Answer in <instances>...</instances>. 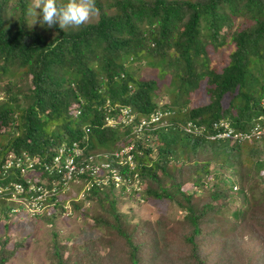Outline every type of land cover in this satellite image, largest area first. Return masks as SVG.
I'll list each match as a JSON object with an SVG mask.
<instances>
[{
  "label": "trees",
  "instance_id": "1",
  "mask_svg": "<svg viewBox=\"0 0 264 264\" xmlns=\"http://www.w3.org/2000/svg\"><path fill=\"white\" fill-rule=\"evenodd\" d=\"M31 1L0 0V141L6 136L0 156L10 150L41 154L62 137L80 140L83 125L90 148L112 147L119 139L132 143L134 171L145 184V199H167L184 211L185 232L175 264H211L214 259L203 250L222 223L206 235L201 227L213 213H222L227 193L217 187L197 199L180 185L191 178L197 185L212 174L216 178L210 171L215 166L229 168L238 182H259L264 157L256 156L264 154V141H209L186 134L182 126L230 116L237 127H245L242 120L258 112L257 101L264 97V0H96L99 15L93 22L64 30L30 15ZM142 65L154 74L135 73ZM163 95L168 101L158 100ZM109 105L128 107L138 116L166 109L173 112L172 123L147 138H126L133 122L103 126ZM241 161L250 165L240 173ZM238 192L249 204L242 203L236 217L251 214L264 198L256 199L250 187L240 186ZM87 198L108 199L107 208L115 212L119 197L93 189ZM56 206L58 213L61 207ZM89 209L83 215H90ZM92 220L102 225L99 216ZM104 226L120 243L101 254L85 248V264H161L155 234L140 246L116 215ZM51 254V264L68 263L57 246ZM11 256L0 258V264Z\"/></svg>",
  "mask_w": 264,
  "mask_h": 264
},
{
  "label": "clouds",
  "instance_id": "2",
  "mask_svg": "<svg viewBox=\"0 0 264 264\" xmlns=\"http://www.w3.org/2000/svg\"><path fill=\"white\" fill-rule=\"evenodd\" d=\"M29 14L42 16L41 22L49 27L58 23L64 30L68 27L79 28L88 23L99 15V9L96 0H35V6L29 9ZM257 110L251 119L242 120L245 127H237L229 116L213 120L208 125L186 121L182 128L192 137H203L209 141L226 140L230 144L264 141V97L258 99ZM104 111L103 126L114 128L118 124L130 125L133 122L124 134V137L130 139H137L142 135L147 138L151 131L171 125L173 116V112L159 108L144 116H138L128 107L116 105H109ZM73 115H78V110ZM82 131L80 140L62 137L59 141L56 140L54 147L42 150L41 154H29L26 151L16 153L10 150L0 156V225L5 227L6 235L13 234V226L23 220L51 219L57 212L56 204L61 207L62 215H69L72 210L83 215L91 201L87 195L93 189L107 190L120 199H132L139 204L148 203L150 198L144 197L145 184L134 171L130 152L132 143L122 144L119 139L112 147L90 148L86 135L88 127L83 125ZM49 142H52L51 138ZM55 157L58 158L57 164L53 162ZM64 161H69L74 166L69 178L64 177L65 170L61 167ZM246 165L241 161L238 166L240 173L245 170ZM227 169L228 176L219 173ZM210 171H213L217 179H213L212 174L211 178L202 179L197 185L191 178L184 181L180 188L184 190L188 185L190 189L185 188L184 191L197 199L207 194L208 190L215 191L217 187L226 191L227 196L240 195L239 187L246 182L243 178L238 182L229 168L216 167ZM260 174H264L263 168ZM249 187L252 189L250 185L246 188ZM72 203L79 204V208H73ZM5 243V239L1 240L0 258L13 254L11 249L5 248Z\"/></svg>",
  "mask_w": 264,
  "mask_h": 264
},
{
  "label": "rangeland",
  "instance_id": "3",
  "mask_svg": "<svg viewBox=\"0 0 264 264\" xmlns=\"http://www.w3.org/2000/svg\"><path fill=\"white\" fill-rule=\"evenodd\" d=\"M30 2H32L30 0ZM97 16L90 20L93 22ZM31 22V21H29ZM135 73L150 77L154 71L143 66ZM161 91H165L167 80H163ZM196 94L193 99L198 98ZM160 102L168 101L166 95L159 96ZM5 140V135H1ZM0 141V143L2 142ZM264 154L259 153L256 158H262ZM247 162V160H245ZM250 162L246 165L245 171ZM217 166H215L216 168ZM213 170V168L211 169ZM224 175L228 176V169L224 170ZM217 179V177H216ZM244 183L245 187H252V193L256 199L262 195L261 181ZM189 188L188 185L184 187ZM190 189V188H189ZM246 197L248 193L244 192ZM113 196H108V199ZM107 200L89 201L88 207L90 215L79 214L77 210H72L69 215H62L56 212L51 220L44 219H26L13 226V234H5L6 229L0 225V246L1 240L5 239V248L12 250V256L6 264H51L53 262L51 249L53 246L67 256V264L86 263V257L83 252L85 248L97 250L98 253L111 250L109 245L119 241L115 233H109V228L104 226L106 222H114L115 215L119 218L122 228L132 230L137 236L136 243L140 246L155 234L158 238L159 251L158 260L161 264H175L177 261L178 244L184 237V224L182 216L184 211L178 209L174 203L165 200H154L150 198L148 203L139 204L132 199L116 198L117 202L113 208L115 212L108 209ZM226 207L222 213H213L202 225L205 233H211L221 224L218 234H212L210 244L204 248L203 252H210L211 264H264V198L252 206L251 214L247 213L245 217L234 216L236 209H241L242 203L249 204L248 201L242 202L240 196L228 194L225 199ZM86 208V209H87ZM244 208V207H243ZM91 216V217H90ZM100 217L101 226H95L92 218ZM90 239H98L91 243ZM150 239V237H149ZM107 244V245H106ZM145 255V252L142 253ZM177 259V260H176Z\"/></svg>",
  "mask_w": 264,
  "mask_h": 264
},
{
  "label": "built area",
  "instance_id": "4",
  "mask_svg": "<svg viewBox=\"0 0 264 264\" xmlns=\"http://www.w3.org/2000/svg\"><path fill=\"white\" fill-rule=\"evenodd\" d=\"M55 164H57L58 163V158H54V161H53ZM62 167V169H64L65 170V173H64V177L65 178H69L70 176H71V174H72V172L74 171V166H73V164H70V162L69 161H64V163H63V165L61 166ZM60 170V169H59ZM61 171V170H60ZM79 171H81V169H79Z\"/></svg>",
  "mask_w": 264,
  "mask_h": 264
}]
</instances>
